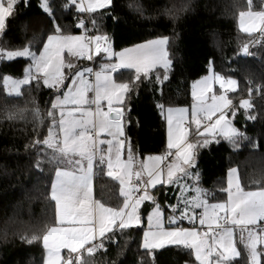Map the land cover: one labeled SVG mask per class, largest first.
I'll return each instance as SVG.
<instances>
[{"label": "snow or ice", "instance_id": "1", "mask_svg": "<svg viewBox=\"0 0 264 264\" xmlns=\"http://www.w3.org/2000/svg\"><path fill=\"white\" fill-rule=\"evenodd\" d=\"M18 2L0 0V34L7 33L6 18L13 15ZM112 4L113 0H67L62 7H75L78 14H96L100 10L107 12ZM40 8L53 25L52 34L41 41V48L34 51L32 41L15 50L0 47V60L27 57L31 61L20 78L0 75L9 96H20L21 86L31 88L33 84L37 89L55 90L50 96V107L44 112L38 106L31 109L36 138L30 145L38 149L36 169L42 171L45 161L56 165L50 193L55 205L54 221L39 233L22 235L21 240L29 244L42 241L43 264H89L82 253L91 257L104 249L105 243L117 232L140 226L141 205L150 201L154 207L148 213V226L140 245L149 256L172 245L188 249L195 258L192 264H238V258H245L246 264H264V225L261 223L264 222V175L253 182L255 190H245L237 169L230 168L228 186L220 189L227 198L217 202H210L215 200L214 194L200 187L201 149L213 142L219 143L220 139L227 140L234 148L239 147L241 140L251 142L228 115L235 117L238 109H243L247 119H255L247 115L252 108L249 99L240 100L237 106L226 94L236 90L237 81L215 72L195 81L190 118L185 108L168 107L165 152L144 156L138 162L126 132L131 123L128 97L145 80L154 88L168 80L173 64L170 38L161 35L114 52L106 33H67L57 22L53 0H40ZM137 10L141 9L137 6ZM166 11L171 14L178 10ZM239 22L244 32L251 34L258 29L264 35V10L253 11L252 0H248L247 11L239 12ZM88 23L97 31L95 20L86 21L78 15L77 26L85 32ZM36 39L34 35L33 40ZM251 43L243 45L242 53L250 54ZM100 54L108 62L102 63L95 72L72 63V59L92 60ZM212 63L210 60L209 64ZM120 69L133 73L129 81L120 82L113 77ZM214 83L220 85L218 95L213 93ZM208 93L212 95L209 97ZM158 107L163 111V105ZM27 111L17 109L8 118L23 117ZM45 120L48 121L46 134L39 131ZM102 135L107 139H101ZM125 149L127 158L122 159ZM104 166L106 175L119 182L123 202L117 207L93 198L94 168ZM157 186L179 188L177 203L170 206L179 217L169 216L168 227L164 226L161 206L152 194ZM178 219H187L191 226H176ZM62 249L67 250L69 259L62 257ZM71 254H76L74 259Z\"/></svg>", "mask_w": 264, "mask_h": 264}, {"label": "trees", "instance_id": "2", "mask_svg": "<svg viewBox=\"0 0 264 264\" xmlns=\"http://www.w3.org/2000/svg\"><path fill=\"white\" fill-rule=\"evenodd\" d=\"M67 0H53L57 22L67 33L78 35L84 31L77 28L78 15L86 21L95 20L96 34H107L113 50H120L165 35L171 40L169 48L173 59L169 78L155 88L147 80L140 83L130 97V121L127 135L137 153V161L144 156L162 153L166 150V127L162 110L158 105H190L193 98L191 87L195 79L209 70L234 76L238 87L229 96L234 104L249 99L252 108L246 118L245 111L238 109L233 119L235 127L251 140H241L234 148L227 140L220 139L200 150V187L209 190L215 200H225L227 170L237 169L241 186L255 189L254 181L264 175V42L256 43L254 34L241 31L237 25L238 13L248 8V0H113L107 12L78 14L75 7L63 8ZM264 0H252V10L261 9ZM186 7L181 9V6ZM137 6L141 10H137ZM177 9L174 13L166 10ZM92 28L93 25L91 24ZM6 34H0V47L19 49L32 41L35 51L42 47V40L52 34L50 18L40 8V0H20L13 9V15L6 18ZM37 39L33 40V36ZM264 41L262 35L259 39ZM252 41L250 54H241L242 43ZM94 58V57H93ZM69 59L66 57V60ZM213 61L211 65L209 61ZM30 58L17 57L0 60V75L13 78L23 76V70ZM72 63L85 67L89 60L73 59ZM95 67V58H94ZM65 72H68L65 69ZM133 73L120 69L114 73L117 81H129ZM155 77H153V80ZM0 79V264H42L43 244L27 243L22 235L39 233L45 225L54 221V202L51 201V182L56 165L45 161L41 170L35 168L36 151L31 141L36 138L31 109L38 106L42 112L50 107V96L54 89L22 87V94L9 96ZM251 82V83H250ZM252 89L249 92V89ZM33 101L35 103H33ZM28 109L23 117L9 119L10 112ZM45 120L39 131L46 134ZM192 131V129H190ZM42 138V137H41ZM28 145L29 147H26ZM255 145V147H253ZM127 157V150H124ZM94 191L97 200L107 206L122 204L119 182L106 175V167L94 168ZM179 188L166 186L153 191L161 204L165 216L171 205L177 203ZM149 203L145 202L142 211ZM171 213V212H169ZM185 224L186 219H178ZM177 222L178 224H180ZM191 224V223H190ZM143 225L123 233L117 232L105 243V248L82 258L89 264H192L194 256L188 249L172 245L155 251L152 256L140 247ZM237 241L239 236L237 234ZM240 249L242 245L238 243ZM65 257L69 254L64 252ZM74 257L73 259L75 258ZM238 264H246L245 258H238Z\"/></svg>", "mask_w": 264, "mask_h": 264}, {"label": "rangeland", "instance_id": "3", "mask_svg": "<svg viewBox=\"0 0 264 264\" xmlns=\"http://www.w3.org/2000/svg\"><path fill=\"white\" fill-rule=\"evenodd\" d=\"M78 2H79V0H78ZM247 10H248V8H247V9H244V10H241V11H247ZM261 10H264V2H263V6H262L261 9H256V10H253V11H261ZM237 25H238L239 29H240L241 31H243L242 28H241L240 22H239V13H238V17H237ZM257 31H259V30L257 29ZM257 31H255V32H253V33H251V34H255ZM243 32H244V31H243ZM82 33H84V31L80 32L79 35L82 34ZM245 33H246V32H245ZM247 34H250V33H247ZM92 35H97V34H96V33H93ZM262 38L264 39V35H262ZM242 44H244V43H242ZM129 47H131V46H129ZM125 48H127V47H125ZM122 49H124V48H122ZM122 49H120V50H113V49H112V50H113L114 52H119V51H121ZM240 51H241V49H240ZM241 52H242V51H241ZM241 54H243V53H241ZM93 57L95 58L94 72H95L96 70L99 69V67H100V65H101L102 63H106V62H108L107 58H106L103 54H100V55H98V56H97V55H94ZM66 61H67V60H66ZM113 62H114V61H113ZM88 65H89V64H88ZM88 65L85 66V67H80V68H87ZM213 72H215V71H213L212 69L209 70L207 73H205V74H203L202 76H200V77H198L197 79H195V80L193 81V83H194L195 81L200 80V79L203 78V77H206V76H210V75H212ZM215 73H220V72H215ZM220 74L223 75L222 73H220ZM7 75H9V74H7ZM113 75H114V74H113ZM10 76H11V75H10ZM223 76H224L225 78H229V77H230V78H232V79H235V80L237 81V86H236V89H237V87H238V80L236 79V77H234V76H230V75H227V76L223 75ZM113 77H114V76H113ZM1 81H3V80H1ZM3 83H4V82H3ZM193 83H192V87H191V96H192L193 100H192V102H191L190 105H188V106H187V105H181V106H165L164 109H163V111H162L163 116H164V119H165V127H166V147H167V129H168V123H167V108H168V107H173V108H185V109L187 110L188 116H189V118H190L191 108H192V106H193V104H194V102H195L194 97H193V95H192V93H193ZM212 88H213V93H216V94L218 95V94H219V91H220V85H219L218 83H214L213 86H212ZM6 91H7V90H6ZM231 92H232V91H229V92L226 93L229 99H231L230 96H229V94H230ZM208 95H209V97H210V96L212 95V93H208ZM209 102H210V101H209ZM228 115H229V118L232 119V121H233L234 117H231L230 113H229ZM185 123H187V121H186ZM193 127H194V126H193ZM164 152H165V151H164ZM164 152H162V153H164ZM162 153H154V154H149V155H160V154H162ZM146 156H148V155H146ZM140 160H142V159H139L138 162H139ZM231 168H234V167H231ZM229 169H230V168H229ZM229 169H228V170H229ZM235 169H236V168H235ZM228 170H227V174H226V187L228 186V185H227V181H228ZM226 187H225V188H226ZM246 190H255V189H246ZM152 194L154 195V193H152ZM178 194H179V191H178ZM154 196H155V195H154ZM226 198H227V195H226ZM226 198H225V199H226ZM146 202L149 203V205L147 206V208H146L145 211H141L142 218H143V219H142V224H141V225H143V231L146 230V229H147V226H148V225H147V216H148V213L151 211L152 207H154V206L151 204L150 201H146ZM157 202L159 203L158 200H157ZM210 202H217V201H210ZM159 204H160V203H159ZM160 206H161V204H160ZM142 207H143V204L141 205V210H142ZM161 209H162L163 216H164V226H165V227H168V226H169V225H168V217H169V216H171V215H175V216L179 217V213L177 212V213L173 214L172 209H170V211H169V212H171V213L168 212V215L165 216L162 207H161ZM198 211H199V210H198ZM177 222H178V220H177ZM190 223H191V222L188 221V220L186 219V223H185V224H183V223L178 224V223H177L176 226L187 228V227H190V226H191ZM196 223H197V225H198V220L196 221ZM142 240H143V233H142L141 243H142Z\"/></svg>", "mask_w": 264, "mask_h": 264}, {"label": "built area", "instance_id": "4", "mask_svg": "<svg viewBox=\"0 0 264 264\" xmlns=\"http://www.w3.org/2000/svg\"><path fill=\"white\" fill-rule=\"evenodd\" d=\"M88 21V20H87ZM84 29V28H83ZM87 29H88V31L87 32H85V29H84V33L86 34V35H92L93 34V32H92V26H91V23H88L87 24ZM260 37H261V34H260V32L259 31H257L255 34H254V36H253V40H255V41H257V40H259L260 39ZM244 44H246V43H244ZM244 44H241V46H240V49H242V47H243V45ZM242 53V52H241ZM244 54V53H243ZM87 68H92L93 69V71H94V58L92 59V60H89V65H88V67ZM179 222V221H178ZM180 223V222H179ZM262 223V225H264V222H261ZM73 257H74V254H71V258L73 259ZM70 257H69V255H67L66 257H65V259H69Z\"/></svg>", "mask_w": 264, "mask_h": 264}, {"label": "crops", "instance_id": "5", "mask_svg": "<svg viewBox=\"0 0 264 264\" xmlns=\"http://www.w3.org/2000/svg\"><path fill=\"white\" fill-rule=\"evenodd\" d=\"M5 2H6V0H5ZM79 35V34H78ZM145 42V41H144ZM143 43V42H142ZM65 57H67L66 56V54H65ZM73 60V59H72ZM114 74V73H113ZM114 76V75H113ZM106 105H105V110H106ZM101 139H107V137L106 136H104V135H102L101 137H100ZM127 157L125 156V154H124V152L122 153V159H126ZM106 167V166H105ZM55 178V172H54V175H53V178H52V180ZM52 183V182H51ZM50 193H51V190H50ZM93 198L94 199H97L96 198V196H95V191H94V177H93ZM64 252H66V254H68V252H67V250H61V255H62V257L65 259V254H64ZM44 255H45V253H44V249H43V260H42V264H43V261H44Z\"/></svg>", "mask_w": 264, "mask_h": 264}, {"label": "water", "instance_id": "6", "mask_svg": "<svg viewBox=\"0 0 264 264\" xmlns=\"http://www.w3.org/2000/svg\"><path fill=\"white\" fill-rule=\"evenodd\" d=\"M77 24H78V23H77ZM77 28H80V27L77 26Z\"/></svg>", "mask_w": 264, "mask_h": 264}]
</instances>
